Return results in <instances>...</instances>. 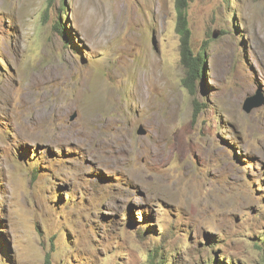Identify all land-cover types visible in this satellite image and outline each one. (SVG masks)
Here are the masks:
<instances>
[{"label": "rangeland", "instance_id": "1", "mask_svg": "<svg viewBox=\"0 0 264 264\" xmlns=\"http://www.w3.org/2000/svg\"><path fill=\"white\" fill-rule=\"evenodd\" d=\"M186 1L193 93L175 0H0V264H264V0Z\"/></svg>", "mask_w": 264, "mask_h": 264}, {"label": "trees", "instance_id": "2", "mask_svg": "<svg viewBox=\"0 0 264 264\" xmlns=\"http://www.w3.org/2000/svg\"><path fill=\"white\" fill-rule=\"evenodd\" d=\"M52 0H49L51 2ZM176 1V18H175V30L179 34V53L180 59L179 63L183 70V76L181 77V85L188 90L190 93L194 92V87L199 79L202 78L203 71L205 69V56L204 49L200 51H195L192 46V33L189 27L188 13H187V1L186 0H175ZM63 10V15L67 19L69 13V7H61ZM54 29L62 34L65 39H68L66 36L63 27L60 24L54 25ZM25 156V155H24ZM55 168V167H54ZM34 173L37 170H33ZM260 236V235H259ZM262 246L256 245V247L263 249L264 251V242L262 241ZM206 264H224L223 262H212L207 261Z\"/></svg>", "mask_w": 264, "mask_h": 264}, {"label": "water", "instance_id": "3", "mask_svg": "<svg viewBox=\"0 0 264 264\" xmlns=\"http://www.w3.org/2000/svg\"><path fill=\"white\" fill-rule=\"evenodd\" d=\"M262 102L263 99H259L257 96H249L244 100L242 108L245 112H250L253 108L260 106ZM137 133L144 135L146 133V129L140 125L137 129Z\"/></svg>", "mask_w": 264, "mask_h": 264}, {"label": "bare ground", "instance_id": "4", "mask_svg": "<svg viewBox=\"0 0 264 264\" xmlns=\"http://www.w3.org/2000/svg\"><path fill=\"white\" fill-rule=\"evenodd\" d=\"M203 73H204V71H203ZM216 261H218L217 259H215ZM215 262V261H214ZM218 262H221V261H218Z\"/></svg>", "mask_w": 264, "mask_h": 264}]
</instances>
